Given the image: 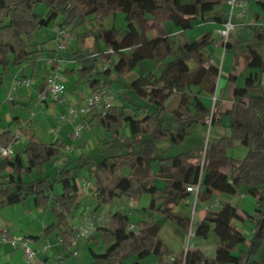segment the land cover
I'll list each match as a JSON object with an SVG mask.
<instances>
[{
    "label": "trees",
    "instance_id": "16d2710c",
    "mask_svg": "<svg viewBox=\"0 0 264 264\" xmlns=\"http://www.w3.org/2000/svg\"><path fill=\"white\" fill-rule=\"evenodd\" d=\"M221 1L195 0L185 4L181 0H0V87L7 82L6 101H14L15 91L11 93V99L7 98L12 79L29 77L32 84V77L25 75L23 68L29 65L34 70L36 61L45 52L39 46L46 42H39L37 35L52 22L57 24L55 29L64 28L73 34L72 41L76 40L78 44L77 48L68 46L64 51L66 60L73 61L77 68L63 73L66 76L77 75V81H84L91 93L111 88L141 61L154 60L161 68L159 73L151 71L139 76L126 87L142 103L135 104L138 109H143L141 118V115L128 114L116 106L105 112L91 108L83 116L89 126L107 133L105 144L113 138L123 139L124 126L128 130L122 145L126 147L125 152L100 157L99 160L90 155L77 158L81 161L80 166L89 167L86 180L93 184L96 208L111 204L116 197L136 202L147 194L150 200L146 211L151 216L155 213L172 220L186 233L190 217L171 211L169 205H177L186 199L189 195L186 186L196 183L199 178V201L208 200L214 191L235 195L242 186H245L246 194L255 199L253 215L241 216L236 206L226 205L207 212L195 226L194 237L206 238L211 230L215 233L218 242L214 256L207 257L195 248L181 251L171 264H264V225L258 231L264 209L262 27H253L252 38L243 42L244 86L233 89L231 106L223 112L218 109V98L211 106L197 93L188 92L191 87H196L208 96H215L219 69L210 62L211 54L205 52L212 42L210 32L177 46V52L172 53L176 56L170 61L166 60L171 55L172 37L147 39L145 36L149 21H170L182 32L192 28L197 18L204 23L222 25L227 21V11L217 10ZM255 3L264 12V0H255ZM40 6L43 12H39ZM118 11L125 15L124 29H107L98 23L96 31L91 28L76 32L78 26L99 22ZM88 37L94 38L93 47L96 42L103 44V49L97 54L91 51L92 46L83 47ZM166 44L170 45L168 49L164 47ZM190 60L194 63L192 68L188 65ZM98 62H102L105 68L97 69ZM229 79L233 80L234 76L230 75ZM19 88L25 87L20 86L16 90ZM172 93L178 94L179 100L174 108L168 110L166 102ZM222 117H228V124L222 125ZM220 124L228 132L215 137L214 128ZM195 125L203 128L204 132L208 129L203 152L197 149L201 146L197 143L195 147L169 157L157 154L160 152L159 141H169V147L180 146L192 135ZM19 129L26 142L20 149L12 150V155L0 157V210L23 203L28 198L32 199L35 208L49 207L54 221L45 227L43 233L45 236L56 233L65 246L73 234L69 218L76 216L80 207L79 186L71 177L73 167H70L76 158L56 164L55 180L50 181L49 176L42 174L47 165L54 164L56 159L65 155V142L38 141L24 127ZM17 141L10 127L0 129L2 148L12 149ZM236 142L246 149L242 159L228 155ZM163 153L161 151L160 154ZM153 162L157 164L156 174L151 170ZM226 167L229 168L228 174L221 172ZM32 174L35 177L30 179ZM156 177L163 187L156 186ZM54 183L61 186L59 193L55 192ZM234 221L240 225L245 221L254 222V232L246 250L238 247L243 233ZM129 224H132L129 216L116 211L104 224L95 227V233L86 240L101 244L104 252L96 255L91 249L92 264H124L126 260H130V264H140L149 255H153L159 264L163 263L169 253L159 236L158 222L154 219L139 220L133 224V230L128 228ZM2 233L5 234L0 229ZM5 235L8 238L12 236Z\"/></svg>",
    "mask_w": 264,
    "mask_h": 264
},
{
    "label": "rangeland",
    "instance_id": "374dc122",
    "mask_svg": "<svg viewBox=\"0 0 264 264\" xmlns=\"http://www.w3.org/2000/svg\"><path fill=\"white\" fill-rule=\"evenodd\" d=\"M209 1H214V0H209ZM253 6H254L253 0H247L246 8L248 10H247L246 14L252 13V11H253L252 9L254 8ZM38 10H39V12H41V11L43 12L42 6H40L38 8ZM235 12H236V10H235ZM89 18L92 19L93 16H90ZM98 23H100L104 28H107V29L114 27L117 30H122L126 26L125 15L122 12L118 11L115 14L108 15V16L102 18L99 22H91V23L87 22L83 25H80L76 28V32L81 33V32H85V31H89L91 28H94V31H96V29L98 27L97 26ZM192 24H193L192 28H190L189 30H187L185 32L186 37L179 35V33L177 32L178 27L175 26L170 21H163L162 27H163V30L166 33V35L173 36V37L175 36L176 40H179V41L184 42V43L191 42V41H194V40L200 38L205 33V31H207V30L213 31L212 30L213 28L210 25L203 24L198 18L195 21H193ZM56 25H57L56 22H52L49 29H47L48 32L51 29L55 28ZM152 28L153 27H149V24H148V30L145 33V36L148 37V39H152L155 36L159 35V34H157V35L154 34L156 29L155 28L152 29ZM159 32L161 33V31H159ZM238 34L240 35V31H233L231 33V35L228 39V43L226 44V50L229 49V46H231V43H234L235 35H238ZM213 36H215V38L218 39L216 32H214ZM239 38H240V36H239ZM76 42H77L76 40L72 41L68 45L69 48L70 47L74 48V49L77 48L78 44ZM93 42H94V38L88 37L85 39L83 47H86L88 45L92 46L91 51L94 52L95 54H97L101 49H103L104 46L101 42H96L95 46L93 47V45H92ZM170 45H171V48H169ZM170 45L166 44L164 46L166 49H168V48L170 49V54H171L170 57L166 61H170V60L174 59L176 56L172 53L177 52L176 51L177 45L175 44V42H172ZM173 48H175V49H173ZM213 50H214V46L212 44H209L208 47L205 49V52L212 55L211 59H212V61H214V64L216 63V65L219 69V76L217 79L215 96H213V97L208 96L204 92L198 91V88H196V87H191L190 90H188V92H190V94L197 93L198 95H200L202 100L205 103L210 104L211 106L213 105L215 98H218V100L226 99L225 97H229L230 89L241 88L244 86V82H245V69H243L242 66L240 65V61L236 60V56L233 53H231L230 51H226V52L224 51L223 52V49L221 47H220V51L216 52ZM115 59L116 58H113V60H115ZM188 65L192 68L194 66L193 61L192 60L188 61ZM96 68L97 69H101V68L104 69V64L102 62H98L96 65ZM26 70H27L26 72L28 74L32 73L31 67H27ZM62 70L64 71L63 66H62ZM160 70H161V68L156 65L154 60H144V61L139 62L131 71H129L123 77L118 79L114 83V85L111 88H109V90H111L114 94H116V97L118 96L115 100H112L113 105L116 107H120L119 101H121L123 99V103H124L122 105L123 107H120L123 111H125L126 113L128 112L131 115L134 112L137 114L141 113V111L143 109H140V108L138 109L135 106V104L140 103L142 105V103L126 87L128 86V84L130 82H132L134 79L138 78L139 76H141L147 72H151V71L159 73ZM48 72H49V70H48ZM48 72H47V68L45 66V63L39 59L38 70H37L34 78L37 81H41V79L44 78ZM62 74H63V72H62ZM230 75L234 76L233 80L229 79ZM63 78L64 79L60 80V83L62 85V95H61L62 101L61 100L60 101H53L50 97H47L46 100H47L48 107H52L51 108L52 111H54L53 107L56 104H59V103L66 104V115H67L68 110L70 108H75V109L80 110L81 108H84L86 106V99L90 95V90L84 81H80V82L79 81H73L74 79H70L67 81L66 75H63ZM6 87H7V82L3 86L0 87V129H6V128L10 127L12 130H15L17 128V125L14 123H12L10 125V123L13 122L12 115L15 112H17V113H20L21 115L25 116L26 112L28 111V108H24V106L21 105V101L24 98L22 96L24 91L23 92L21 91V93L16 94L17 90H15L14 99L16 97V101H17L15 104H14V102L12 103L10 101L4 100L5 96H6ZM22 90H24V89H22ZM29 90H30V88L28 89V91ZM73 92L75 93V95L73 94ZM78 94L82 96V100L76 102V103L80 102L79 105H72V104L68 103V101L76 99V97L78 98ZM78 100H80V99L78 98ZM178 100H179V95L176 93H172V95L169 97V99L166 102V104L168 106V110H171L172 108H174L177 105ZM130 102H132V104H130ZM229 107H230V102H227V103H225L224 107H221V111H224V110L228 109ZM34 110L33 109L30 110V112L31 111L34 112ZM47 111H48V113L50 112L49 110H47ZM149 111H152V108H150ZM61 115H65V114H60L59 116H57V114H56V118L60 122L59 124L62 125V127H63V131H62L63 133L58 132V134L60 135L61 138H63V140L68 141V142L66 145V153H65V155L61 156L60 158L64 157L65 162L67 161V159L69 160L70 158L71 159L76 158V160L70 166V167H73L71 169V177L75 180V182L77 183V185L79 187H82L81 185H82L83 180L88 179V177H89V167L88 166H80L81 161L77 160V158L80 156L86 157V156L90 155V156L96 157L99 160L100 157L114 155V154H121V153L125 152L126 147L122 146V145L124 144L123 143L124 138H126V136H127L124 132L125 131L127 132L128 130H127V127L124 126V128L122 130V132L124 134L123 139L118 140V139L113 138V139H110L109 144H105L106 139L108 138L107 133L101 128L89 126L87 124V120L83 119L84 122L80 121L81 123L84 124V128L80 131V136L77 137L76 139H72L70 134L67 133V132H69L68 131L69 124L62 122L59 119ZM167 115H169V113ZM38 117H40V118H37V120L32 125H30V127L28 126L27 128H31V126H32V129H34L33 131H41L42 130L44 135H45V136H42V140L45 141L46 143L51 142L54 139H56L57 136L50 137L51 135L50 136L46 135V129H47L46 125L42 121H40L42 118V114L38 115ZM226 118H228V117H226ZM87 126H88V128H87ZM194 127H196V129H194V132L192 133V135L189 136L188 139L186 140V142L180 146L174 145L173 147H169L170 146L169 141H159L157 143V146L160 149V152H158L157 154L169 157L172 155H176L180 152L186 151L188 148L191 149V148L195 147V144H197V143H199V144L201 143V146H199V147L197 145L196 146L198 147L197 149H200L203 152V149L206 146L208 129L206 132H204V131L202 132L199 130V128H200L199 126L195 125ZM92 128H94L95 131H91L90 129H92ZM97 128L101 129V131L103 132V136L99 135V133L97 132V130H98ZM21 140L17 141V143L15 145V149H14L15 151L20 149L23 146L24 141H21ZM81 142H84V143L86 142L84 148H79V144ZM81 144H83V143H81ZM80 151H81V154H80ZM101 151H103V152H101ZM161 151H164V153L160 154ZM59 164H61V163H59ZM156 165H157L156 162H153L151 164V170L154 173L157 172V166ZM56 174H57L56 167L53 164H50V165L46 166L42 175L49 176V180L54 182ZM34 177H35V174H32L29 178L33 179ZM156 182L158 184L160 183L159 177H156ZM54 189H55V192L59 193L61 190V186L58 184H55ZM245 189H246L245 186H242L235 195L219 193L218 195H212L208 200H200V201L198 200L197 204H196L197 209L193 212V218H192V211H193L194 207H193L192 202L194 201V196H192V195L187 196L185 201L180 202L178 205H173V204L169 205V209L171 211L176 212V213H180V214H184V215L186 214L188 217L192 218L191 229L193 230L195 228L196 224L198 223V220L200 218V214H202L203 212L207 213V212L213 210V209H211L210 206H208V203H211L214 200H218V199L220 201H225L227 199L232 200L231 203L233 206H236L238 209H243L244 211L251 213V211L253 210L254 199L250 195L246 194ZM81 192H83V191L81 190ZM79 199H80V207H81L79 211H83V214H87V215L94 214L96 217H98V219L101 220V221H98V220L95 221V227H97V225L104 224L105 223L104 220L108 219V215L110 213H114V211L115 212L116 211L125 212L129 216L130 223H132V224H135L139 220L150 221L151 219H154L155 221H157L158 224L160 225L159 236L164 241V243L168 249V253H169L167 256H165L162 264H171V262L174 260V258L181 251L185 252L187 250L195 249L196 247L202 249L201 251L207 257L214 256L218 240H217L215 233L212 230L209 232V234L207 235L206 238L189 236L188 235L189 229L185 233L183 231L182 227H180L178 224H176L172 220H170V219H168L162 215L155 214V213L151 216V214L148 213L145 209L149 203V200H150V197L147 194H143L141 196V198L139 199V201H136V202L130 201L126 197H120V198L116 197V198H114V200L111 204L99 206L96 210L94 208L97 206V203H96V200H95V197L93 194L81 193ZM205 202H207V203H205ZM204 206H207L208 209H204ZM220 207H222V206H218L216 208V210L220 209ZM78 213L79 212L77 211L76 214H78ZM53 221H54V219H53ZM69 221L72 225L73 224L74 225H82L83 224V218H81L79 216V214H78V216L70 217ZM235 224L238 226V228H240L239 222H235ZM250 228H251L250 222H248V221H245L243 224H241L243 239L240 240V242H238V247L241 250H246L247 245H248V241L252 237V232H251ZM52 239L53 240H51L49 248L51 246H53V244L56 242L55 244H57V249H60V248H58V245H62V244L58 243V238H56V235H53ZM52 241H54V242H52ZM86 242H87V240H86V238H84V239H80L77 242H73L71 245H69V250H70L71 254L69 255L68 258L65 257L67 255V252H65L64 254L60 253V255H59L60 258H62L61 257L62 255H64L63 261H66L64 264H92L93 259L91 257V253L89 251V248L92 249V251L96 255H101L104 252V247L101 244L96 245L95 242H91V243H86ZM65 246H67V244H65ZM54 249H56V248H54ZM54 249H51V250L53 251ZM57 262H58V258L55 261L52 260V258H51V259H49V262L47 260L46 263L47 264H57ZM130 263H131L130 260H126L124 262V264H130ZM140 264H159V263L157 262L156 258L153 255H149V256L145 257L144 259H142Z\"/></svg>",
    "mask_w": 264,
    "mask_h": 264
},
{
    "label": "crops",
    "instance_id": "0c3cea01",
    "mask_svg": "<svg viewBox=\"0 0 264 264\" xmlns=\"http://www.w3.org/2000/svg\"><path fill=\"white\" fill-rule=\"evenodd\" d=\"M202 1H205V0H202ZM181 2L187 4V3H193V2H195V0H181ZM253 2H254V6H253L254 8L252 9L253 11H252L251 14H246L247 10H248L246 8L245 12H244V16L240 20H238V18L235 15L233 16L232 21L237 23V24H239V26L237 27L238 29L236 28L235 31H240V35L239 34L235 35L234 43H231V46H229L228 50L225 49V52L226 51H230L231 53H233L236 56V60L240 61V65L242 66L243 69H244L243 61H242V58H241V51L243 50V42L244 41H249L252 38V35H253V30L252 29H253V27H256V26L262 27V29L264 31V12L260 11L259 7L255 3V0H253ZM228 9H229V6H228L226 0H222L220 5H218V7H217V10H226V11H228ZM235 10H236V13H238L240 9L239 8H235ZM254 15H258V17H254ZM202 23L205 24V25H210L213 28L212 29L213 31L207 30L205 32H210L211 33V36H212L211 37L212 38L211 44L214 46V50L213 51H216V52L220 51L221 45H216L218 39H216L215 36H213V34H214V32H216V30L221 25H217V24L211 23V22H208V23L202 22ZM148 24H149V27H153L152 29H154V28L156 29L154 34H156V35L159 34L157 36H169V35H166V33L163 30V27H162L163 21H158V22L149 21ZM192 26H193V24H192ZM49 27L50 26H48L47 28L42 29L41 31H39V33L37 35V40L39 42H44V41H46V42L42 43V45L39 46V48L44 49L45 52L36 61V65H35L34 70H31L32 73L28 74L26 72L27 71L26 68L30 67V66L26 65L23 68V73L25 75H27V76H31L32 77V84H31L30 90L28 91L27 88H19L17 90V92H16V94L17 93L19 94V93H21V91L22 92L24 91L23 95H22L24 98H23V100L21 99L22 100L21 101V105L24 106V108H28V111L26 112L25 116H23V115H21L20 113H17V112H15L12 115V120L14 121L13 123L17 125V128L15 130H13V133L15 135L18 134L16 136L17 140L19 141V140L22 139L21 141H24L23 144L26 142V137L23 136L22 133L20 132V129H19L20 126L24 127L28 131L29 134L34 136V138L36 140L43 141L42 140V136H45V135H44V133H43V131L41 129H40L41 131H33L34 129H32V126H31V128H27L28 126L30 127V125H32L37 120V118H40L41 116L38 117V115H41V114H42V118H41V120L40 119L39 120L42 121L46 125V128H47L46 129V135L50 136L51 134H49V130L51 128L55 127V126H59L60 127V130L58 132H62L63 131V127H62V125L59 124L60 122L57 120L56 114H57V116H59L60 114H65L66 115V104H64V103L56 104L53 107L54 111H52L51 110L52 107H48L46 99L41 101V102H38V94H39L40 90L43 88L44 80H45L46 76L50 72V68H49V66H47L45 60L46 59H50V58H56V59L62 60L61 64H62V66L64 68V71L65 70L76 69L77 66L75 65V63L73 61L66 60L64 52H55L54 46L52 45V41H51V39L53 37V34H54L55 28L51 29L48 32L47 29H49ZM159 31H161V33ZM177 32L179 33V35H182L183 37H186L185 36V32L186 31L182 32L178 28ZM239 36H240V38H239ZM171 37H172L171 41L175 42V44L177 46H180V44L184 43V42H181L179 40H176L175 36L174 37L171 36ZM146 38L148 39V37H146ZM39 59L42 60L45 63V66L47 68V72H48V69H49V72L45 75L44 78L41 79V81H37L34 78L35 74H36V72L38 70V61H39ZM210 62L214 64V61H212V59H210ZM63 75H65V74L63 73ZM66 77H67V81L70 80V79H74L73 81H77V78H78L77 75H73V76H69V77L66 76ZM261 85H262V88L264 90V71L261 74ZM22 89H24V90H22ZM232 91H233V89H230L229 97H225L226 99L218 100L219 101V108L218 109H219L220 112H223V111H221V107H224L225 103L230 102V106H231V103H232V97H231L232 96ZM215 92H216V90H215ZM73 94L75 95L74 92H73ZM90 94H91V92H90ZM78 98L80 100H78ZM78 98L76 97V99H73L71 101L67 100V101H68V103H70L72 105H79L80 102H78V103H76V102L77 101H81L82 100V96L78 94ZM13 102H14V104L17 102L16 101V97H15ZM123 104L124 103H123V99H122L121 101H119V106L123 107L122 106ZM120 107H118V108H120ZM32 109L36 110V111L34 110L35 113H34L33 118L30 117V110H32ZM47 110H49L50 112L48 113ZM134 114L136 116L141 115L140 118L143 115V113L137 114L135 112L132 115H134ZM83 116L84 115L80 116L78 118V121L84 122L83 121ZM15 118H17V120ZM61 121L65 122L66 124H69V128H68L69 132H67V133H69L70 136H71L72 125L69 122H67L66 120H61ZM228 121H229L228 118L222 117V125L223 124H228ZM87 128H88V126H87ZM193 129H196V127H193ZM90 130L91 131H95L94 128H92ZM199 130L203 132V128L200 127ZM58 132H57L56 135H54V136H57V138L54 139V140H59L61 142H65V144L67 145L68 141L63 140V138L60 137ZM97 132L99 133V135L103 136V132L101 131V129H98ZM227 132H228V130L227 129L224 130L222 128L221 124L218 125V126H215V128H214V136L215 137H217V136H219L220 134H223V133L227 134ZM124 133L126 135H128V131L127 132L125 131ZM52 136L53 135H51L50 137H52ZM81 143H83V144H81ZM81 143L79 144V148H84L86 142L85 143L81 142ZM14 149H15V146L12 147V150H14ZM80 154H81V151H80ZM245 154H246V149L243 146L239 145L238 142H236L234 147L228 151V155L230 157L234 158V159H242L245 156ZM67 161H68V159H67ZM58 165H60V164H58ZM54 166L56 167V165H54ZM221 172L224 173V174H228L229 168L226 167V168L222 169ZM156 185L159 186L160 188L163 187V183L161 181H160L159 184L156 182ZM81 190L83 192H81ZM81 193H85L86 194V193H90V192L88 190H86V189H79V197H80ZM218 194H219L218 192L214 191L212 195H218ZM188 196H191V195L189 194ZM182 201H185V199L182 200ZM78 202H79V205H80V199H78ZM231 202H232V200H229V199H227L225 201H220L218 199V200L212 201L211 203H208V206H210L211 209L216 210V208L218 206H222L220 208H223L226 205L232 206ZM205 203H207V202H205ZM253 203H254V205H253V210L251 211V213H249L247 211H244L243 209H238L237 208V211H238L239 215H241V216H245L247 214H252L253 215L255 207H256L255 199H254ZM205 207H207V206H204V208ZM80 208L81 207H79V209L77 211L79 212L78 213L79 216L82 218L83 211H79ZM94 209L96 210L97 208L95 207ZM78 214H76V216H78ZM111 214L112 213H110L108 215V218H109V216ZM205 214H206V212H203L202 214H200V218H199L198 222L203 219ZM52 222H53V217H52V214L50 212L49 207L48 208H35L33 203H32V199L31 198L26 199L23 203L16 204V205H13V206L3 207L0 210V229H2V231L5 234L7 233L8 235H16V234L28 235L31 238V246L34 249H36V250H39L41 248V246H43L45 244L50 245L51 240H53L52 239L53 235H56V233H52V234H50L48 236H45L44 233H43V230L45 229V227L50 225ZM248 222H250V227H251L250 229H251V232L253 234V232H254V222L253 221H248ZM240 228H241V225H240ZM57 237L58 236L56 235V238ZM52 242H54V241H52ZM55 243L53 244V246H51L52 248L50 247L49 248L50 250L48 249L45 253H38V257L40 259L46 261V262H47V260L49 262V259H51V258L54 261L58 258L59 260H58L57 264H64L66 262V261H63L64 255L61 256L62 258H60L59 255H60V253L64 254L65 252H67V255L65 257H67V258L69 257V255L71 254V252L69 250V244H67V246L58 245V248H60V249H57V244H55ZM86 243H91V242L87 241ZM54 248H56V249H54ZM196 248L199 249V250H202V249H200L198 247H196ZM51 249H54V250L52 251ZM90 250L91 249L89 248V251ZM209 257H211V256H209ZM0 264H25L24 256H23V253H22L21 249H19L17 246L12 245L10 242L0 243Z\"/></svg>",
    "mask_w": 264,
    "mask_h": 264
},
{
    "label": "built area",
    "instance_id": "2783aa9c",
    "mask_svg": "<svg viewBox=\"0 0 264 264\" xmlns=\"http://www.w3.org/2000/svg\"><path fill=\"white\" fill-rule=\"evenodd\" d=\"M226 2L229 6V9L227 11L228 14L227 21L223 23L216 30L218 36L216 45H221L223 52L226 49V44L228 43V39L231 33L235 31L236 28L239 26V24L232 21L233 16L235 15L238 18V20L243 18L247 6V0H226ZM235 8L240 9L238 13L235 12ZM51 41L55 51L64 52L67 49L68 45L71 43L72 37L66 29L58 27L54 30V34ZM46 64L49 66L50 72L46 77L43 88L40 90L38 94V102L45 100L47 97H50L53 101H60L62 95V85L60 83V80L64 79L62 74L63 70L61 66L62 65L61 60L56 58L46 59ZM30 84H31V79L29 77L12 79L9 86L10 88L7 98L11 99L12 98L11 93L15 91L18 87L23 86L27 88L30 86ZM115 99H116V94H114L109 89L102 88L95 93H91L87 97L86 106L84 108H81L80 110L75 108H70L68 110V114L61 115L59 119L66 120L72 125L71 137L72 139H76L77 137L80 136V131L84 128V124L79 123L78 118L82 115H85L88 112V110H90L91 108H95L102 112L107 111L113 106L112 100ZM33 116H34V112L31 111L30 117L33 118ZM59 130L60 127L55 126L49 130V134L54 136L57 134ZM17 135L18 134H16V136ZM9 155H12V149L11 148L5 149L0 146V157H6ZM64 161H65L64 157L56 159L54 165L59 163L62 164ZM81 186L82 187H79V189H86L91 194L95 195L93 184L89 180L84 179ZM186 191L188 192V194L194 196V201L192 202L194 207L192 211V218H193V212L197 209L196 204L200 192V178L196 183L187 185ZM204 209H208V208L205 207ZM82 218H83L82 225H72L73 234L67 240L66 244L71 245L73 242H77L80 239H84L88 236L93 235V233L95 232V221L97 220L101 221L94 214L92 215L82 214ZM192 218H190L189 234H188L189 236H193L194 234V230L191 229ZM107 220L108 219H105L104 221L106 222ZM128 228L130 230H133L134 228L133 224H129ZM57 238H58V243L61 244L62 239L60 237ZM3 242H10L12 245L17 246L19 249H21L24 256L25 264H47L46 261L38 257V253H45L49 249L48 244H45L39 250H36L31 246V238L28 235L16 234L8 238L5 234L2 233L0 234V243Z\"/></svg>",
    "mask_w": 264,
    "mask_h": 264
},
{
    "label": "water",
    "instance_id": "95a60500",
    "mask_svg": "<svg viewBox=\"0 0 264 264\" xmlns=\"http://www.w3.org/2000/svg\"><path fill=\"white\" fill-rule=\"evenodd\" d=\"M264 225V209L262 211V215H261V218H260V224H259V227H258V231H260L262 229Z\"/></svg>",
    "mask_w": 264,
    "mask_h": 264
}]
</instances>
